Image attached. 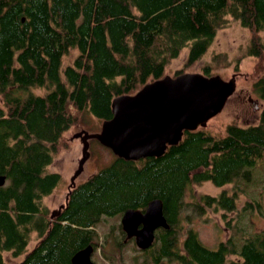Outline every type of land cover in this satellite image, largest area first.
<instances>
[{"label": "trees", "instance_id": "1", "mask_svg": "<svg viewBox=\"0 0 264 264\" xmlns=\"http://www.w3.org/2000/svg\"><path fill=\"white\" fill-rule=\"evenodd\" d=\"M227 15L253 32L247 54L264 61V0H0V264L4 251L24 253L17 264H69L76 250L98 246L102 216L144 209L153 198L162 200L168 227H158L152 245L141 249L151 264H264V232L233 234L210 248L181 224L187 188L205 180L250 185L252 202L262 206L254 194L264 185L257 167L264 110L257 123L229 122L219 135L201 125L185 129L160 156L114 155L68 190L56 215L41 202L60 181L47 166L65 130L83 114L111 117L114 96L164 75L184 47L185 64L196 62ZM71 49L78 53L63 65ZM210 66L204 74H213ZM252 88L264 98V70ZM235 200L234 192L203 193L188 206L230 211ZM32 231L37 241L26 250ZM232 254L239 259L228 260Z\"/></svg>", "mask_w": 264, "mask_h": 264}, {"label": "rangeland", "instance_id": "2", "mask_svg": "<svg viewBox=\"0 0 264 264\" xmlns=\"http://www.w3.org/2000/svg\"><path fill=\"white\" fill-rule=\"evenodd\" d=\"M258 35L260 41L264 42V28L259 30ZM253 36L254 34L249 28L242 26L231 15H227L226 23L217 29L206 52L196 62L191 65L185 64L187 47H184L179 55L172 58L166 66L165 73L169 74L177 70L203 73L202 67L207 64L211 65V73L220 74L225 79L235 74L234 92L228 97L222 109L211 116L202 126L212 134H223L225 126L229 122L239 125L257 123L260 113L264 110V98L260 97L252 88L253 80L264 70L263 67H260L258 71L254 69L258 65L264 66L262 65L264 61L259 62L256 56L247 54V46ZM77 53V49H71L64 55L62 64L71 62ZM213 57H215L214 60ZM31 90L35 93H42L44 88L32 87ZM101 123V119L87 113L81 115L78 122L65 130L61 147L58 148L47 166V170L57 171L61 175L59 183L53 190L42 197L41 202L48 209V214L65 201L70 177L81 157L83 143L79 137H73V134L79 130L96 132L100 130ZM88 150L89 156L83 163L82 171L75 178V183L86 179L92 172L109 164L115 155L109 147L101 144L95 138L89 139ZM262 163H264V158L257 163L259 174L263 178L264 166ZM259 188H261L260 195L254 194V196L261 201L262 206L256 207V201L253 203L249 195L252 193L250 185L247 187V185L231 181L217 186L210 180L193 183L187 188L184 196L186 209L181 218L183 231L188 227L195 229L201 241L210 248H215L220 241H225L228 237L232 238L233 234L264 232V185H260ZM222 191L227 194L233 192L236 194L234 210L226 211L223 208L214 210V208L205 207L202 212L197 213L189 207L198 201L200 194L217 195ZM120 216L121 214L102 216L95 224L98 246L94 247L91 258L96 264H151V261L147 260L149 257L146 258L147 252L138 248L134 241L131 239L123 241ZM36 241V232L32 231L26 250L30 249ZM23 255L24 253L14 256L11 251H4V264H17ZM231 258L235 259L237 256L232 254L228 260Z\"/></svg>", "mask_w": 264, "mask_h": 264}, {"label": "water", "instance_id": "3", "mask_svg": "<svg viewBox=\"0 0 264 264\" xmlns=\"http://www.w3.org/2000/svg\"><path fill=\"white\" fill-rule=\"evenodd\" d=\"M235 87V74L225 79L220 74L184 71L175 75L165 73L144 83L134 93L114 96L111 100L112 115L102 120L100 130H79L73 134L83 145L68 190L75 184V178L89 156V139H97L117 157L124 159L160 156L168 145L179 142L185 129L204 126L222 109ZM5 182L6 175L0 173V185ZM67 197L68 193L65 200ZM62 205L50 214L56 215ZM120 223L127 237L134 236L140 249L152 245L158 227H168L160 198L150 199L144 209L126 208ZM93 250L92 244L76 250L69 264H96L91 258Z\"/></svg>", "mask_w": 264, "mask_h": 264}, {"label": "flooded vegetation", "instance_id": "4", "mask_svg": "<svg viewBox=\"0 0 264 264\" xmlns=\"http://www.w3.org/2000/svg\"><path fill=\"white\" fill-rule=\"evenodd\" d=\"M64 203V202H63ZM62 204V203H61ZM60 204V205H61ZM122 214V213H121ZM121 217V216H120ZM121 229H122V227H121ZM122 233H123V241H126V240H129V239H131L132 241H134V243H135V240H134V236H131V237H127V235H126V232L122 229ZM223 241V240H222ZM136 245V244H135ZM143 250V249H142ZM237 259H239V258H237Z\"/></svg>", "mask_w": 264, "mask_h": 264}]
</instances>
